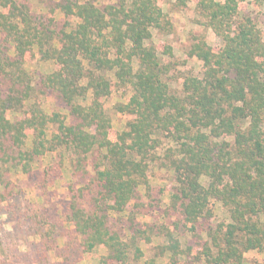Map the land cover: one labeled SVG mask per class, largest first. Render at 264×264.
<instances>
[{
	"label": "trees",
	"instance_id": "obj_1",
	"mask_svg": "<svg viewBox=\"0 0 264 264\" xmlns=\"http://www.w3.org/2000/svg\"><path fill=\"white\" fill-rule=\"evenodd\" d=\"M31 2L0 0V209L12 216L11 202L26 199L15 174L30 177L39 160L50 162L33 192L40 201L23 218L39 253L27 264H77L99 250L106 254L97 264H138L139 243L151 241L130 208L157 161L175 177L170 201L178 218L173 230L157 232L166 244L146 264L165 255L169 264L264 256V38L241 13L245 0H198L223 46L215 51L194 38L188 56L202 72L180 77L181 93L152 43L153 29L172 26L161 0H57L63 22L32 11ZM36 54L57 68L31 72L26 62ZM120 90L130 96L114 108L131 119L113 136L105 100ZM42 98L61 107L49 112ZM67 172L69 202L58 208L49 194ZM218 204L228 217L214 227ZM123 213L128 238L117 227ZM179 231L195 243L206 234L203 254L190 244L182 249ZM12 257L0 238V264H21L18 252Z\"/></svg>",
	"mask_w": 264,
	"mask_h": 264
},
{
	"label": "rangeland",
	"instance_id": "obj_2",
	"mask_svg": "<svg viewBox=\"0 0 264 264\" xmlns=\"http://www.w3.org/2000/svg\"><path fill=\"white\" fill-rule=\"evenodd\" d=\"M57 0H32L31 7L34 12H43L49 14L59 22L65 19L62 12L54 9V4ZM116 0H96L97 4L104 6L107 4L114 3ZM55 2V3H54ZM198 0H191L186 5L180 6L175 5L173 2L168 0H161L164 12L167 18L171 22V29L167 31H160L153 29L152 43L157 47L160 54L163 56L165 63L170 64L171 72L169 73L170 82L172 87L179 93L182 91V81H178L180 77L185 75L193 74L195 76L201 75L202 63L197 58L188 56L190 46L194 42V38L199 37L207 41V43L215 50L219 51L222 48V40L214 33L213 29L207 24L206 17L201 14L197 9ZM241 13L244 15L251 16L257 23L261 31L263 32L264 38V0H245L240 6ZM72 21L77 23V19L73 18ZM26 68L34 73H47L56 69V65L53 61L42 62L40 57L36 54L34 57L26 62ZM130 94L127 90L116 91L112 96L105 100V105L109 115L112 118V129L111 133L113 136L118 134L131 119L130 116L116 113L114 105L118 102H127ZM44 106L47 111L52 112L59 107L57 101H46L43 99ZM88 103V101H87ZM163 146L168 147L169 140L163 139ZM163 154V152H161ZM50 162L46 159L39 160L34 165V173L28 177L24 175L15 174L14 179L19 180L21 186L27 187L26 199L19 200L18 202H11V209L15 208L16 212L12 216L6 214L5 211L0 209V238L3 243V248L8 255H18L23 257L21 264H27L33 260H38V248L35 245L37 240L35 237L30 235L25 215L31 213V207H34L32 202L40 201L33 197L35 193V187L41 182V176L44 173L45 166ZM64 179L61 182V186L55 187L57 192H51L49 198H53L52 203L57 204L58 208H65L69 202L68 190L66 185L70 182L71 175L67 172L64 174ZM149 185L148 188H142L140 194L132 202L130 210L137 213L136 220L138 226L142 229V238H150L151 243L143 241L139 243L143 257L138 264H146V261L152 258L155 253L158 252L157 246H162L165 243V239L157 236V232L165 227L173 230V226L177 222V211L172 206L170 201V194L176 186V180L173 173L162 167L160 161L150 163L149 171ZM53 190V189H51ZM54 219L56 214L53 215ZM116 215L112 217L115 218ZM227 214L221 208V205H217L215 216L211 218V225L214 227L218 222H225L227 220ZM24 218V219H23ZM23 219V220H22ZM120 220L117 221V227L128 238L127 228L123 230L124 226H127L126 213L121 215ZM140 222V224H139ZM174 222V224H172ZM172 225V227H171ZM153 228L154 233H152ZM148 230V232H147ZM151 232V233H150ZM180 241L182 249H186L187 245L196 246L195 254H203V250L200 246L204 245L208 240L206 234L203 237H198L195 243L193 236L180 233ZM106 254L105 251H97L91 255L81 256L80 262L77 264H97V257L99 255ZM182 258V257H181ZM246 264H262L264 262V256L257 251L248 252L245 255ZM55 263L60 262L61 259L53 257ZM158 264H169L168 255L157 259ZM190 264H205L204 260Z\"/></svg>",
	"mask_w": 264,
	"mask_h": 264
}]
</instances>
